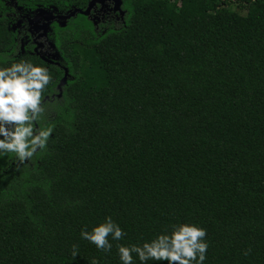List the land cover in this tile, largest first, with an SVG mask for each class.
Wrapping results in <instances>:
<instances>
[{"label": "trees", "instance_id": "16d2710c", "mask_svg": "<svg viewBox=\"0 0 264 264\" xmlns=\"http://www.w3.org/2000/svg\"><path fill=\"white\" fill-rule=\"evenodd\" d=\"M9 1L0 62L49 69L55 128L31 162L0 159V264H120L117 242L80 238L105 216L120 243L187 221L206 229L205 264H264V0H122V19L108 2L49 23L55 59L34 52L27 18L90 0Z\"/></svg>", "mask_w": 264, "mask_h": 264}, {"label": "clouds", "instance_id": "9594fccd", "mask_svg": "<svg viewBox=\"0 0 264 264\" xmlns=\"http://www.w3.org/2000/svg\"><path fill=\"white\" fill-rule=\"evenodd\" d=\"M52 81L49 69L38 63L15 55L0 62V159L11 154L24 165L46 151L55 128L43 121L44 93ZM126 235L111 216L80 231L82 240L105 253L117 242L120 264H134V258L139 264H205L207 258L206 229L193 222L178 221L140 243H120ZM77 255L74 245L72 256Z\"/></svg>", "mask_w": 264, "mask_h": 264}, {"label": "water", "instance_id": "95a60500", "mask_svg": "<svg viewBox=\"0 0 264 264\" xmlns=\"http://www.w3.org/2000/svg\"><path fill=\"white\" fill-rule=\"evenodd\" d=\"M111 2L113 4V10L118 12L121 18L124 17V11L122 10V0H90L86 9H75L73 11H70L66 15L61 14H54L52 11L48 10H39L32 18H28L29 24L32 25L33 29L35 31L41 29L40 36L47 37L48 31H49V23L58 20L61 21L63 25H65V22L69 20L71 17L75 16L76 13H80L85 16H89L92 11H95L96 7L99 6V10H102L106 3ZM39 36V37H40ZM42 44V43H41ZM51 48H55L54 44L50 43ZM52 59H55L56 54L53 53ZM42 59H44L43 56H41ZM68 78V70L64 69V76L60 80L57 88L59 90V93L57 94V97H61V91L62 87L66 84ZM48 99V97H46Z\"/></svg>", "mask_w": 264, "mask_h": 264}, {"label": "flooded vegetation", "instance_id": "af4514ba", "mask_svg": "<svg viewBox=\"0 0 264 264\" xmlns=\"http://www.w3.org/2000/svg\"><path fill=\"white\" fill-rule=\"evenodd\" d=\"M120 18H121V16H120ZM27 24L30 25L28 18H27ZM22 26L24 27V25H22ZM30 26L32 29V34H33L32 36H33L34 52L40 56H42V54H43L46 58L52 59L51 55L54 53L55 48H51L49 40H48V35H47V37L40 36L41 29L35 31L33 29L32 25H30Z\"/></svg>", "mask_w": 264, "mask_h": 264}, {"label": "rangeland", "instance_id": "374dc122", "mask_svg": "<svg viewBox=\"0 0 264 264\" xmlns=\"http://www.w3.org/2000/svg\"><path fill=\"white\" fill-rule=\"evenodd\" d=\"M229 1H231V3H232V5H231V8H232V9L239 10V9L237 8V5H236L237 0H229ZM9 4L11 5V4H13V2L10 0V1H9ZM102 10H103V9H102ZM102 10L95 9V12L98 13V14H100V13L102 12ZM99 12H100V13H99ZM240 12L243 13V14H245V13H246V9H243V10H241ZM29 18H32V17H29ZM24 21H25V20H24L23 18H20V19L18 20V24H19V25H23V24L25 23Z\"/></svg>", "mask_w": 264, "mask_h": 264}]
</instances>
